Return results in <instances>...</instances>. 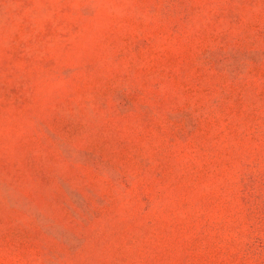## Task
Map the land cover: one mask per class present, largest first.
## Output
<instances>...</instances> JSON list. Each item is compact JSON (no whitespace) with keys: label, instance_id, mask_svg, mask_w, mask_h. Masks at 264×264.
<instances>
[{"label":"rangeland","instance_id":"1","mask_svg":"<svg viewBox=\"0 0 264 264\" xmlns=\"http://www.w3.org/2000/svg\"><path fill=\"white\" fill-rule=\"evenodd\" d=\"M0 264H264V0H0Z\"/></svg>","mask_w":264,"mask_h":264}]
</instances>
